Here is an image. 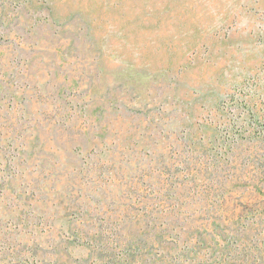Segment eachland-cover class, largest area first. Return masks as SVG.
Returning a JSON list of instances; mask_svg holds the SVG:
<instances>
[{"label":"rangeland","instance_id":"obj_1","mask_svg":"<svg viewBox=\"0 0 264 264\" xmlns=\"http://www.w3.org/2000/svg\"><path fill=\"white\" fill-rule=\"evenodd\" d=\"M0 264H264V0H0Z\"/></svg>","mask_w":264,"mask_h":264}]
</instances>
